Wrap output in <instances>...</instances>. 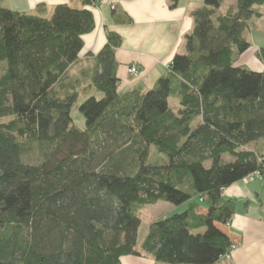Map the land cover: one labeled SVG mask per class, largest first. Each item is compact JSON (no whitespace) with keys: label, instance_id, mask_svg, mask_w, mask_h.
Masks as SVG:
<instances>
[{"label":"trees","instance_id":"1","mask_svg":"<svg viewBox=\"0 0 264 264\" xmlns=\"http://www.w3.org/2000/svg\"><path fill=\"white\" fill-rule=\"evenodd\" d=\"M96 1L60 3L49 18L0 5V264H216L232 243L218 228L235 206L222 190L264 174V155L246 148L264 139V67L237 65L264 0L224 11L225 0H204L186 52L152 88L126 92L116 32L89 55L84 85L71 73ZM256 55L264 64V47ZM78 100L82 129L71 117ZM158 201L185 206L152 222L137 249L139 211Z\"/></svg>","mask_w":264,"mask_h":264},{"label":"crops","instance_id":"2","mask_svg":"<svg viewBox=\"0 0 264 264\" xmlns=\"http://www.w3.org/2000/svg\"><path fill=\"white\" fill-rule=\"evenodd\" d=\"M129 20L115 19L113 8L109 4H100L97 0L93 8L95 27L83 35V48L79 61L71 68L76 84L84 85L91 72L84 69L89 55L97 54L106 43L107 31L121 36V45L116 49L118 62V90H127L141 86L144 90L152 88L157 79L168 72L176 53H184L185 37L195 26L193 11L204 0H179L177 6L170 7V0H107ZM226 1V0H225ZM67 3L81 8L83 0H0L2 7L18 12H34L43 17L52 16L56 5ZM258 59V58H257ZM258 65L250 67L259 71L264 64L258 59ZM131 65L138 67L136 76L129 75ZM237 65H244L240 61ZM99 95V94H97ZM177 104V98L172 97ZM264 139L249 144L246 148L264 155ZM225 198L234 200V213L231 221L218 225L235 247L229 258L222 256L216 264H264V174H252L222 190ZM204 209V208H203ZM205 210V209H204ZM157 264L151 257L124 256L121 263Z\"/></svg>","mask_w":264,"mask_h":264},{"label":"rangeland","instance_id":"3","mask_svg":"<svg viewBox=\"0 0 264 264\" xmlns=\"http://www.w3.org/2000/svg\"><path fill=\"white\" fill-rule=\"evenodd\" d=\"M109 4L111 8L114 9L113 3L103 0L102 4ZM234 4L233 0H226L223 2L221 7L219 8L220 11H224L228 6ZM253 9L260 13V16L253 15L251 20L249 21V26L245 31V37L247 41L250 43V48L248 51H246L238 60L244 64L246 67H253L254 64L258 65V59H257V52H260V48L264 47V4L263 5H254ZM169 66V65H168ZM167 66V68H168ZM259 66V65H258ZM128 72V69H127ZM129 74V73H128ZM138 74V73H137ZM136 74V75H137ZM131 75V74H129ZM132 75V76H136ZM99 98L101 96H98ZM82 100H78L71 109V117L73 120V123L78 128H84L85 127V119L82 115V113L79 110V105L81 104ZM170 103L172 106H175L176 102L170 98ZM261 151H264V145L263 149L261 148ZM156 152L155 147H151V153L154 154ZM156 154V153H155ZM160 155V154H159ZM161 157H164V155H160ZM165 158V157H164ZM223 160L232 159L228 154H223ZM156 159V157H155ZM149 163H152V160L149 161ZM183 205H174L169 202L165 201H158L156 204L152 205H146L139 211V217L141 219V223L138 229L137 233V249H140V244L145 238L148 227L152 222H155L159 219H162L164 217L170 216L173 213H178L183 211ZM127 260L124 261V264H127ZM157 264H164V263H157Z\"/></svg>","mask_w":264,"mask_h":264},{"label":"built area","instance_id":"4","mask_svg":"<svg viewBox=\"0 0 264 264\" xmlns=\"http://www.w3.org/2000/svg\"><path fill=\"white\" fill-rule=\"evenodd\" d=\"M100 3L103 2V0H99ZM169 67V66H168ZM128 73L131 74V75H136L138 73V67L136 65H131L129 68H128ZM254 174H257V175H260L259 172H255ZM252 175V174H251ZM250 176V175H249ZM247 176V177H249ZM246 178V177H245ZM235 246L234 245H231L228 250L224 253V257L225 258H229V255L231 254V250L234 248Z\"/></svg>","mask_w":264,"mask_h":264}]
</instances>
